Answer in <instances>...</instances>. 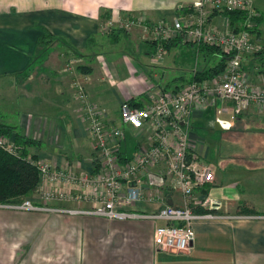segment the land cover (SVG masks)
<instances>
[{"label":"crops","instance_id":"0c3cea01","mask_svg":"<svg viewBox=\"0 0 264 264\" xmlns=\"http://www.w3.org/2000/svg\"><path fill=\"white\" fill-rule=\"evenodd\" d=\"M196 1L102 0L101 3L104 8L120 11L116 15L125 16L132 13L147 17L149 14L154 17H150L149 20L155 21L159 18H174L179 17L180 14H186L187 9ZM253 2L256 9L263 15L258 25L259 33L255 34L254 38L261 46L260 51H264V0H253ZM87 4L86 6L90 7ZM183 7L187 9L182 10ZM97 10L99 8L95 12L91 11L88 21H93L92 17L98 14ZM58 17H53L49 25L52 30H49L54 34L64 33L63 35L68 36L74 46V41L78 40L72 34H77V30L73 29V26L68 32H63L62 29L64 30L66 25H74L78 22V16L68 13L65 19L63 17L58 19ZM226 20L222 15H217L212 18L211 24L223 30L228 27ZM31 21L33 23L34 19ZM38 21L49 28L46 23H41L40 18ZM12 26H15L12 28L16 38H12L8 28L5 29L7 30L5 34L0 33V82L4 80L7 84H11L10 92L0 97V123L15 126L16 132L37 142L28 147L30 158L48 162L56 168L68 167L77 173L93 172L95 161L93 135L85 116L84 105L82 104L83 109L76 106L74 101L79 102L72 98V92H75V89L71 78L64 80L63 84L53 83L51 92L44 90L40 91L39 95L29 96V89L35 82L33 70L31 72L30 68L35 64L47 65L43 56L36 57L38 51L42 53L38 48L39 38L44 34L45 27L42 26L39 30L33 28L29 19L24 18L20 24L12 22ZM87 27L86 25L85 28ZM90 29L92 27L85 31L90 32ZM176 45L170 44V50L164 52L162 60L154 61L150 58L149 62L157 68L156 71L163 73V80L169 73L176 72L175 78L171 76L166 82L167 86L174 84V87L188 82L191 78L190 74L194 73L195 68H191L197 47L192 44H181L178 45L181 47L179 52L172 53L171 50ZM53 49L56 48L53 47ZM148 49V56L151 52H155L153 45H149ZM200 57L201 67H203L206 63L213 64L219 60L220 56L204 50L200 51ZM263 62L264 53L258 52L246 55L243 60L245 68L251 72L255 80L263 76ZM86 64L92 68V71L85 68V71L78 72L79 76L81 75L80 79L83 80V77L89 76L87 85L94 81L93 90L99 92L100 87L106 83L102 76L105 68L103 70L99 62ZM94 71H97L95 77ZM54 74L53 82L62 78L60 74L56 72ZM88 86L87 93L93 101ZM1 89H4L3 83L0 84ZM46 94L48 97L51 95L48 99H53L55 103L50 104L48 99L45 101ZM132 96L129 92L122 91L121 100L135 97ZM31 97L38 99L39 104L43 105L42 112L29 107ZM137 98L131 100L134 101ZM44 105H46V112ZM195 111L192 115L193 120L201 118L202 121L201 154L198 153L200 161L213 163L215 178L213 182L195 188L193 209L201 213V209L205 208L201 206V202L210 198L222 204V207L216 210L219 215L230 216L234 213H242L241 209L244 206L259 214L255 217L263 216L261 213L264 214V109L251 107L233 120L232 128L228 130H217L214 127L213 113L209 111V108L203 113ZM228 116L230 117L229 114ZM124 130L125 139L118 141L114 147L117 146L127 158L135 157L139 145L148 143L149 139L145 134L150 130L148 128L134 129L130 126ZM85 136H88L91 147L88 158L78 150L85 148L79 141L86 138ZM139 137H146V139ZM8 139L15 141L14 137ZM78 142H81L80 145ZM41 185L42 183L40 187ZM59 187L64 191L72 190V187L67 185ZM54 188L57 187L54 186ZM152 188L146 189V193L152 195V200L136 202L132 209L154 212L166 204L178 206L185 204L180 192L175 190L167 192L159 187ZM37 192L32 196L36 200H31L41 203L40 192L38 194ZM73 192L78 191L73 189ZM55 204H67V201H56ZM68 204L85 205L84 203ZM225 218L197 220L195 222L196 237L191 248L185 252H172L161 250L155 244V230L158 225L164 223L162 221L51 216L39 212L0 209V264H264V217Z\"/></svg>","mask_w":264,"mask_h":264},{"label":"built area","instance_id":"2783aa9c","mask_svg":"<svg viewBox=\"0 0 264 264\" xmlns=\"http://www.w3.org/2000/svg\"><path fill=\"white\" fill-rule=\"evenodd\" d=\"M225 9L246 13L247 21L241 25L239 31L233 30L229 25L223 31H216L210 25V14ZM190 11L192 12L189 14L179 16L187 18L185 25L178 18L173 21L159 20L152 26L142 27L144 33L160 44L162 39L171 37L172 32L184 28L188 42L214 45L226 54L228 61L224 71L210 79V82L191 81L179 91L158 93L141 106H134L128 101L123 102L120 109L121 121L134 129L148 128L152 133L150 142L141 143L135 158L125 163L117 161L114 156L115 149L110 144L111 138L115 141L114 145L117 141L125 139V128L113 127L112 122L107 120L106 109L88 102L86 87L80 80H75L74 95L84 104L85 116L96 143L95 161L99 166L97 171L77 173L68 167L56 168L48 162L26 157L37 164L42 183L40 187L42 202L36 203L27 198L19 203L1 205L51 212L64 211L69 212V215L103 217L110 220L162 221L164 223L158 225L155 230V244L161 250L172 252H185L191 248L196 237L197 220L223 217L213 212L197 213L192 207L195 188L213 182L214 171L210 164L201 163L197 153L190 149L189 120L196 107L206 103L214 105L216 102L229 101L233 107L230 113H224L228 110L221 109H217V112L229 114L232 120L252 106L264 109V72L261 78L255 80L243 63L246 55L261 50V46L254 38L256 35L250 32L255 24L254 20L261 12L254 6L253 0H198L190 6ZM191 14L196 15L193 17ZM123 19L120 20V24L127 29L135 24L131 18ZM170 22L174 24L171 25ZM137 25L142 26V21L139 20ZM162 50L164 53L163 46L159 45L156 51L159 52L151 59L158 61L162 57ZM85 77L88 79L89 76ZM217 121L223 127L227 126L228 122L229 126L231 125L230 120L220 117H217ZM11 140L0 136V147L12 155L19 156L20 151L17 149H20V146ZM156 168L159 172H156ZM153 175L175 177L174 186L181 191L185 204L181 206L166 204L154 212L125 209L136 202L152 200V195L147 194L146 189L157 187L150 183V177ZM66 185L72 187V190L64 191L59 187ZM73 189L78 192L74 193ZM93 190L95 192H92ZM97 193L101 194V201H98L99 197H95ZM56 201L85 205L90 202L91 205L60 207L55 206ZM202 202L204 207L209 209L219 210L221 207L218 201L211 199ZM238 216L235 214L226 217L244 219Z\"/></svg>","mask_w":264,"mask_h":264},{"label":"rangeland","instance_id":"374dc122","mask_svg":"<svg viewBox=\"0 0 264 264\" xmlns=\"http://www.w3.org/2000/svg\"><path fill=\"white\" fill-rule=\"evenodd\" d=\"M115 1H118V0H115ZM101 2L102 0H0V33L5 34L7 32V30L5 29L8 28V33L12 34L13 36L12 38H16V33L13 31V28H12L15 26H12V22L14 24H16V22L20 24V21H23V18L27 20L29 19V22L32 24V27L39 30V28L42 27L43 25L39 23L38 18H40L41 23H46L49 27L53 17L55 16L56 17L59 16L58 19L61 17L65 19L68 16V13H70V15L76 14L79 18V21L76 22L74 25L73 24L66 25L64 26V30L62 29L63 32L64 31L68 32L69 30L72 29V26H73V29L77 30V34H72L73 37H75V39L78 40V41H74L75 42L74 46L72 45L71 43L72 41L69 39V37L66 35H63L64 33L54 34L49 30V29L52 30V28L50 27L47 28L46 26H43L48 31V33L46 34L44 41L39 44L38 48L41 51L43 50L44 51L42 53L38 51L36 57L43 56V59L47 63V65L38 66L35 64L34 67L30 68L31 72L33 70L32 73H34L33 75L35 76V78L33 75L32 76L34 78L33 81L35 82H33V84L31 85L29 89L30 91L29 96L39 95L38 93L44 90H47V92H51L53 83L60 82L63 84L64 80L67 81L69 80V78H71V82L73 85V82L75 80H78L81 78V75L79 76L78 74V72H81L80 68L82 67L89 68L92 71V68L86 63L87 62H90V63L99 62L103 66L102 69L104 70L105 68L104 74L102 76L104 77V82L106 83H104V85L100 87L99 92H97L93 90L94 81L92 82V84L88 86L86 82L87 81L86 77H83V80L80 79L82 84L86 87V91H87V86L88 88H90L91 95L94 99L93 101H91L90 96H88L87 100L90 103L97 104L98 106H100V108L106 109L107 113L110 114V117H108L107 120H110L111 122H113L112 123L114 125L113 127L121 128V126H123L124 128H127L129 127V125L127 126L126 124H124L120 118V109H121V106L123 105L122 103L126 101L131 102V99L137 98V97L139 98L134 100L136 104L137 103L138 104L147 103L151 96L156 97L158 93H161L167 87L173 88L174 84L171 86H167L166 82L171 76L173 78H175L176 76V72H171L169 73L170 75L168 74L166 78L163 80V76H162L163 73L161 74L160 73L161 71H156L157 68L149 64L150 58H153L152 56L156 55L159 51L151 52L150 56H148V52H149L148 47L149 45H151L150 43L158 42L159 44V41H156V39L152 40L149 36H146L142 27H146V25L152 26L155 22L159 20L173 21L176 18L180 19V22L185 25V23L187 22L186 20L187 18L175 16L174 18L165 17V18H159L158 20L152 21L149 19L150 17L151 18H154V17H152L149 14L147 15V17L146 15L141 16L139 14H132V13L130 14L128 13V15L125 14V16H121V15H116L120 13V11H115L114 9L104 8ZM86 3H88L90 7L86 6ZM95 8L96 9L99 8V10H97L98 14L92 17L93 21H88V18L91 15V11L93 10L94 12L96 11ZM185 9L187 8L185 7L182 8V10H185ZM187 10H188V13L186 14H189L192 12L190 11V8ZM113 14L115 16H113ZM186 14L183 13V14H180V16L186 15ZM191 15L195 17L196 14H191ZM122 18H124L123 20H125L126 18H131L135 22V24L130 29H127L126 27L120 24V20ZM32 19H34L33 23L31 21ZM139 20L142 21V26L137 25L139 23ZM211 20L212 19H209V22L214 30L216 31L225 30V28L223 30H219L213 27V25L211 24ZM226 21H227V24L230 26L228 19ZM170 23L171 25L174 24L173 22H170ZM86 25L88 26L87 29L92 27V29H90L91 30L90 32L85 31L87 30L85 28ZM178 36H180V40H179L180 43L177 42V45L173 47V49L171 50L172 53L179 52L180 46L178 45H181V44L187 45L188 43H193V42H188L189 40L187 39L184 33V28H182L181 30L172 32L171 37L162 39V42L159 45L163 46L164 43L170 42L171 40L176 39ZM194 44L197 46L199 44L204 45L205 43H197V44L194 43ZM53 47H55L56 49L54 50ZM165 51L166 50L164 49V52ZM189 55L190 54H188V56ZM163 58H164V53L162 50V57L158 61L162 60ZM198 58H199L198 60L199 65L197 63H193L191 69H194L195 67L196 68L200 67V64H201L200 55L198 56ZM186 67H189V65H186ZM55 72L57 74H60L62 78L53 82V79H54L53 76L55 75L54 74ZM96 73L97 71H94V77L96 76ZM42 76L44 77L42 78ZM47 79L49 81H47ZM189 81L190 80H188V82ZM210 81L211 80L207 82H210ZM119 82H122V83L119 84ZM2 83H3L4 89L0 90V97H4L6 92L7 93L10 92V86H11V84L10 85L7 84L6 81L4 80L0 82V84ZM45 84H48V85L44 86ZM162 86H167V87H162ZM157 90H159V92ZM72 91L73 90L71 89V92ZM122 91L129 92L135 97L132 96L133 98L121 100ZM87 94L89 95V93ZM50 97L51 95H49L48 97V94H46L45 101ZM72 98H74V100H77L75 98L74 91L72 92ZM48 101L50 102V104L54 102L53 99H48ZM77 101L79 103H76V101H74L75 105L83 109V106H82L83 102H81V100H77ZM29 107L37 109L38 112L43 111L42 110L43 105H40L39 100L34 97L30 98ZM208 108H209V111H212L213 113L214 127H215V124L217 123L220 125L221 130L222 129L228 130L232 128L233 120L228 116V114H222V113L220 114L219 112H217V109H221V110H228V111H225L224 113H230V110L233 109L232 103L229 104V101H223V102L221 101L219 103L216 102L214 105H209V103H206L205 105L201 104V106L199 105L196 107L195 112L203 113V111L206 109L208 110ZM44 109H45L44 111L46 112L47 111L46 105H44ZM217 117L230 120L231 125L229 126L228 124L229 122L227 121L228 122L226 124L227 126L223 127V125H221L219 121H217ZM189 122H190L189 130H188L189 138H190L189 146H190V149H192L200 157L199 154H201V141H202L201 123L202 121H201V118H199L198 120L196 119L193 120L191 116ZM143 134H145V132ZM145 135L146 137L148 136V139H149L148 143H149L152 133L150 131H147ZM85 137L86 138L79 140L83 143L85 148L82 147L81 149H78V150H79V153H81L82 155H86L88 158V156L91 154V150H90L91 147H90V140L88 136H85ZM146 137H139V138L146 139ZM110 140H111L110 144H112V148H113L115 141L112 138ZM93 141H94L93 149L95 152L93 154V158H94V156L96 155V151H95L96 143H95L94 137H93ZM81 142H78L79 145ZM28 147H27V150H28ZM114 149H115L114 156L119 162L118 157H120L121 152L117 146H115ZM17 150L19 152V149ZM29 151L30 150H28V154L26 155L27 157H31V155L29 154ZM83 158H85V156H83ZM134 158L135 157H131L128 160H132ZM207 163L211 165L214 171L213 163H211L210 161ZM158 166L161 168L163 167V165H158ZM155 170H157L156 172H159L158 168H156ZM84 172H89V171H84ZM89 173H92V172H89ZM174 181H175V177H172V176L170 177L167 176V178H164V176L153 175L150 177V183L154 184L155 186L159 188H163L167 192H169L170 190H175L181 193V191L174 186ZM40 190L41 189L39 186L37 190L38 191L37 194L40 192ZM39 195L37 196L39 197ZM38 197H35V198H38ZM95 197H99L98 201L102 200V196L99 193L95 194ZM30 198L33 200H36L34 199V197H30ZM184 199L185 198L183 197V200ZM206 199H210V198H206ZM145 201H149V200H145ZM14 203H19V202H14ZM1 204H5V203H2V202L0 203V209H5V210L33 212V213L39 212V213H46L51 216L69 215V212L66 213L64 211L51 212V211H45V210L41 211V210H31V209H23V208H11V207L3 206ZM7 204H12V203H7ZM55 206L88 207V205H83V204L73 205V204H68V203L67 204H56ZM132 206L133 205L126 206L125 209L134 210L132 209ZM201 206H204L203 202H201ZM221 207H222V204H221ZM201 214H204V213H201ZM238 215L252 216L250 218L264 217V214L262 213L261 215L263 216L255 217V215H259L256 212L241 213V214L236 213V216ZM69 216H80V215L70 214ZM90 217H94V216H90ZM225 217L226 216L217 217V218L226 219ZM238 218L249 219L247 217L245 218L242 216H238ZM122 220L125 221L126 219H122Z\"/></svg>","mask_w":264,"mask_h":264},{"label":"trees","instance_id":"16d2710c","mask_svg":"<svg viewBox=\"0 0 264 264\" xmlns=\"http://www.w3.org/2000/svg\"><path fill=\"white\" fill-rule=\"evenodd\" d=\"M217 15H222L228 19L230 27L233 28L235 31H239L242 28V24L247 21V16L244 11L240 10H223V11H214L210 14L209 19ZM263 19V15L257 17L254 21L252 29H250L251 33L258 35V25ZM44 34L41 35L39 38V44L42 43L46 37L48 31L43 28ZM180 36L176 39L171 40L170 42L164 43L163 48L168 51L170 50V44L175 45L180 43ZM45 43V42H44ZM154 46L155 51L158 50V42L150 43ZM195 45L194 43H188ZM197 44V43H196ZM43 45V44H42ZM196 46V45H195ZM42 49V48H41ZM208 50L213 54L219 55V60L214 62L213 64H205L203 67L196 68L194 73L191 75L189 79L191 81H200L204 82L206 80H210L215 78L216 76L220 75L227 64L228 58L226 54L222 53V50L219 47L213 45H197L194 56H193V63L198 64V56L200 55V51ZM264 50V49H263ZM44 51V50H43ZM42 51V52H43ZM260 54H263L264 51H257ZM264 63V62H263ZM196 64V65H197ZM199 65V64H198ZM81 71H85V68H80ZM91 71V69H90ZM189 82H184L182 84H177L176 87H168L164 89L162 92H171V91H179L181 90L184 85ZM159 92V90H157ZM161 92V93H162ZM130 104L134 106H141L142 104H136L134 101H128ZM16 127L12 125H7L0 123V136L4 137H14L15 142L20 146V154L19 156L12 155L0 147V203H14V202H22L23 200L32 197L38 190L41 184L40 173L37 167V164L28 160L26 155L28 154L27 147L36 144L37 142L32 138H27L23 136L20 132H16ZM36 142V143H35ZM26 148H25V147ZM120 157H118L119 162L125 163L128 159L122 153H120ZM34 157V156H33ZM36 160L35 158H32ZM98 164L94 161V171L96 172L98 169ZM31 199V198H30ZM241 209L242 213H254L250 208L244 207ZM195 211V210H194ZM200 211V210H199ZM196 212V211H195ZM217 213L216 210L209 209V208H202L201 213ZM200 213V212H198ZM241 213V212H240Z\"/></svg>","mask_w":264,"mask_h":264},{"label":"water","instance_id":"95a60500","mask_svg":"<svg viewBox=\"0 0 264 264\" xmlns=\"http://www.w3.org/2000/svg\"><path fill=\"white\" fill-rule=\"evenodd\" d=\"M215 128H216V129H218V130H221V127H220V125H219V124H217V123L215 124Z\"/></svg>","mask_w":264,"mask_h":264}]
</instances>
